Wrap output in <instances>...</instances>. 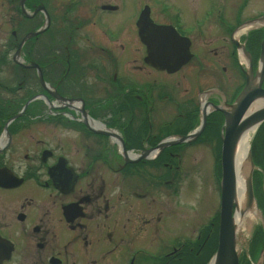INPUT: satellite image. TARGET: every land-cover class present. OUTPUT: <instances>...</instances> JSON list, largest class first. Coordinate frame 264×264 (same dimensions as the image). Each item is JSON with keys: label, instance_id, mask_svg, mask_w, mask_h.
<instances>
[{"label": "flooded vegetation", "instance_id": "flooded-vegetation-1", "mask_svg": "<svg viewBox=\"0 0 264 264\" xmlns=\"http://www.w3.org/2000/svg\"><path fill=\"white\" fill-rule=\"evenodd\" d=\"M216 3L218 15L204 12L207 26L152 0H0V264H204L209 241L218 249L220 210L210 225L193 222L178 191L204 152L217 153L224 116L215 107L243 86L228 93L223 74L206 86L200 53L219 48L204 39L197 52L192 39L203 27L201 36L228 39L242 75L235 40L245 42L256 73L264 0ZM146 8L154 23L190 40L193 59L175 73L145 62ZM248 22L262 25L243 38L237 30ZM203 96L206 126L182 142L199 132ZM26 104L31 111L16 117ZM251 152L254 199L238 231V264H264V124Z\"/></svg>", "mask_w": 264, "mask_h": 264}, {"label": "water", "instance_id": "water-1", "mask_svg": "<svg viewBox=\"0 0 264 264\" xmlns=\"http://www.w3.org/2000/svg\"><path fill=\"white\" fill-rule=\"evenodd\" d=\"M140 34L142 40L148 47V56L146 62L160 70H167L172 73L179 70L191 59L189 53L190 43L173 34L169 27L158 26L152 23L149 18V11L146 9L142 14L140 22ZM237 45L241 46L238 41ZM243 52L245 61L246 85L243 92L233 105L218 106L215 109L221 111L225 116L223 149H222V182H221V221L219 231V247L211 264H238V255L236 253V240L238 236V227L233 215V208L236 206L237 180L235 152L237 143L243 132L252 125H260L264 121V43L260 58V68L257 77H254L252 59L245 50ZM241 48V50H242ZM241 56V53H240ZM40 79L42 80V74ZM261 101L263 105L252 110L255 102ZM208 111H203V124L201 131L205 127ZM183 137L181 141H189L197 137ZM170 144V143H167ZM167 144H162L167 145ZM250 162L248 154L247 163ZM247 202L243 213L249 212L253 207L252 183L248 178L246 183Z\"/></svg>", "mask_w": 264, "mask_h": 264}, {"label": "rangeland", "instance_id": "rangeland-1", "mask_svg": "<svg viewBox=\"0 0 264 264\" xmlns=\"http://www.w3.org/2000/svg\"><path fill=\"white\" fill-rule=\"evenodd\" d=\"M152 1L158 7L162 6L163 9L165 8L166 5L173 8V10L177 9L179 12H181L182 17L185 19L187 23H191L194 20H198L199 22L203 23V25L205 23V25L207 26L209 21L206 20L208 17H206L204 14L205 10L209 9L212 12H214L215 15H218L217 12L218 9L220 8L217 7V3H216V1L219 0H152ZM155 10L158 9L153 8L154 12ZM206 30L207 28L205 29L204 27L201 28L200 30L197 31V35H195V37L192 39L194 40V44H196V47L198 48L197 52L204 48V42H205L204 39L208 41V44L209 43L214 44V46L218 47L219 50L214 51L211 54H205V55H204V51L207 52V50H204L200 53L201 56H199V60L201 58V62L204 65L206 64L207 66H210L208 68L205 65L208 70L207 72L208 77L205 78L206 81L204 79L203 81H205L204 83L207 84L206 86H211L215 84L214 83L215 80L212 77L213 74H219V75L223 74L226 79L225 86H228L227 91L228 93H230L234 85H236L237 83L243 85V83H245L244 77L241 71H239L238 68L236 69V67L233 66V64L231 63V58L229 54L226 52L227 49L224 47V45L229 44L228 39L222 40L221 38H214L211 32H208V34L206 33L205 36H201L200 34L204 35V32H206ZM197 62L198 60L194 61L193 64L195 65L197 64ZM222 67L226 69L225 72L222 71ZM210 68H212V71H209L211 70ZM216 69L218 71H216ZM235 78L236 80L234 81ZM200 82H202V80H200ZM228 98H230V96ZM222 103L224 104L223 101ZM40 129L44 131V127L36 126V128L34 129V133L38 134ZM221 145L222 144L220 143V148L218 149L217 153L211 151L210 149L209 151L204 152L203 162L192 166L193 168L190 169L188 168V170L190 171L186 175V178L182 180V184L179 186L178 201L180 204L185 205V207L189 209V213L192 216L190 220L193 219V222L202 221L199 223L203 224L205 222V225L206 224L210 225V223L213 220H215L220 210V205H221L220 189H219L220 186L218 183L219 181H217L216 178V167H215L214 159L216 155L217 156L216 159L218 162V166H217L218 176L221 178V161H220ZM249 165L250 164L248 163L246 164V172L248 174V177L250 175ZM200 178L202 180H200ZM171 223L172 226L174 227L173 231L175 232L176 235H180L181 233H184L183 232L184 228L181 226L183 225V223L180 221L178 215L172 218ZM200 225L201 224H199V226ZM215 247H216V241L213 240L212 243L211 241H209V244L207 246V255L204 258V264H210V262L212 261V259L210 260L208 259L214 257L212 255L216 251ZM194 264L197 263L194 262Z\"/></svg>", "mask_w": 264, "mask_h": 264}, {"label": "bare ground", "instance_id": "bare-ground-1", "mask_svg": "<svg viewBox=\"0 0 264 264\" xmlns=\"http://www.w3.org/2000/svg\"><path fill=\"white\" fill-rule=\"evenodd\" d=\"M241 60L245 61L243 48L241 50ZM263 105V102L257 101L252 106V110ZM258 125H252L246 129L241 135L235 152V164H236V180H237V193H236V211L235 220L237 223L238 230H244L248 225V218L250 214L243 213L246 208L247 195H246V183H247V172L246 164L247 157L250 152V145L255 132L257 131Z\"/></svg>", "mask_w": 264, "mask_h": 264}, {"label": "trees", "instance_id": "trees-1", "mask_svg": "<svg viewBox=\"0 0 264 264\" xmlns=\"http://www.w3.org/2000/svg\"><path fill=\"white\" fill-rule=\"evenodd\" d=\"M0 111H3V109H1ZM215 249H216V247H215ZM213 250H214V249H213ZM213 250H212V251H213ZM212 251H211V252H212ZM209 259H210V258H209ZM209 259H208V260H209Z\"/></svg>", "mask_w": 264, "mask_h": 264}]
</instances>
